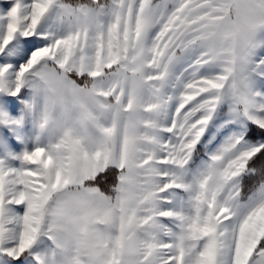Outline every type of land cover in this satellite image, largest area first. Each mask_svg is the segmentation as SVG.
Returning <instances> with one entry per match:
<instances>
[{
	"label": "snow or ice",
	"instance_id": "6c2138e0",
	"mask_svg": "<svg viewBox=\"0 0 264 264\" xmlns=\"http://www.w3.org/2000/svg\"><path fill=\"white\" fill-rule=\"evenodd\" d=\"M0 264H264V0H0Z\"/></svg>",
	"mask_w": 264,
	"mask_h": 264
}]
</instances>
